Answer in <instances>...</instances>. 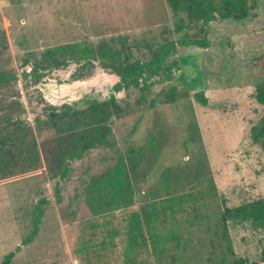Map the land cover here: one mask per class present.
I'll list each match as a JSON object with an SVG mask.
<instances>
[{
    "label": "rangeland",
    "instance_id": "374dc122",
    "mask_svg": "<svg viewBox=\"0 0 264 264\" xmlns=\"http://www.w3.org/2000/svg\"><path fill=\"white\" fill-rule=\"evenodd\" d=\"M181 18L166 0H0V73L18 76L0 84V264L32 231L42 199L39 235L12 264H126L130 215L166 199L175 220L159 231L158 253L150 243L139 262L264 264V229L231 225L233 252L219 237L223 200L235 207L264 197V149L251 137L264 115L255 97L264 82V0L255 19L210 23L209 48L178 47L168 61L178 67L153 76L146 92H115L120 78L98 65L79 80L76 64L36 85L23 75L44 52L74 43L149 61L161 44L202 38V23L180 30ZM107 129V142L71 161L62 179L70 155ZM121 161L127 200L103 217L89 197Z\"/></svg>",
    "mask_w": 264,
    "mask_h": 264
},
{
    "label": "trees",
    "instance_id": "16d2710c",
    "mask_svg": "<svg viewBox=\"0 0 264 264\" xmlns=\"http://www.w3.org/2000/svg\"><path fill=\"white\" fill-rule=\"evenodd\" d=\"M168 7L177 16H181L183 24L180 30L191 27L196 23H202V38L199 40H179L177 42L168 41L161 44L152 53L149 61H137L131 57L124 56V49L116 50L104 43L98 47H93L89 43H74L71 45L59 46L53 50H48L42 54L43 60L40 64H34L30 72L24 71L23 75L33 84H39L45 77L49 76L53 70L66 69L72 64L79 68L73 77L76 80L87 77L93 69L102 67L111 70L120 80L113 86L115 92L135 88L141 92L148 91L153 83L151 79L164 69L171 73L178 67V63L168 64L169 58L177 51L178 47L196 46L209 48L211 42L207 39L210 34L209 24L217 20H232L235 22H246L258 17L259 0H166ZM185 21V22H184ZM264 66V57H262ZM24 65L30 64L29 58L25 57ZM18 80V76L10 73H0V84H9ZM255 97L257 102L264 107V82L256 86ZM197 101L207 106L208 98L203 91L196 94ZM56 114L49 116L52 121ZM43 123H46L43 121ZM75 126V123L72 124ZM107 129L97 142L84 143L79 150L70 155V160L62 171V179L68 177L71 161L80 160L84 155L98 143H106L110 134ZM251 137L253 142L259 144L264 149V115L261 120L252 127ZM34 159L32 158L31 161ZM6 166V164H3ZM127 172L126 166L121 161L113 169L112 173L101 184H97L96 196L89 197L91 208L103 217L111 215L122 203L127 200ZM56 193H59L57 186ZM49 201L42 199L35 207L36 215L33 218V229L22 241V245L6 255L2 264H12L16 254L23 246L33 243L39 235L40 224L44 217V205ZM174 201L166 199L161 207L153 204L150 211H136L130 215L127 229V247L125 250L126 264H146L139 262V256L149 251L151 243L154 253H158V245L163 243L159 231H162L168 220L173 221L176 217ZM170 210V211H169ZM249 223L253 229H264V197L249 203L235 207H229L223 200V213L220 218L222 231L220 238L225 241L228 249L232 251L229 228L231 225H242ZM177 247L180 241L177 235H173ZM229 264H249L244 259H239Z\"/></svg>",
    "mask_w": 264,
    "mask_h": 264
}]
</instances>
